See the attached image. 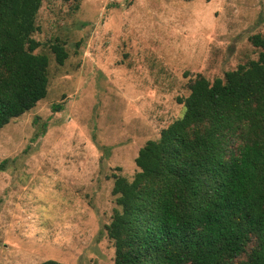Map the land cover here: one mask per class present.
<instances>
[{"label":"rangeland","instance_id":"obj_1","mask_svg":"<svg viewBox=\"0 0 264 264\" xmlns=\"http://www.w3.org/2000/svg\"><path fill=\"white\" fill-rule=\"evenodd\" d=\"M36 25L48 91L0 129V264H114L113 176L133 178L197 74L264 64V0H43Z\"/></svg>","mask_w":264,"mask_h":264},{"label":"trees","instance_id":"obj_2","mask_svg":"<svg viewBox=\"0 0 264 264\" xmlns=\"http://www.w3.org/2000/svg\"><path fill=\"white\" fill-rule=\"evenodd\" d=\"M42 2L0 0V129L47 95L50 58L33 37ZM50 49L63 65L65 45ZM188 87L184 113L140 148L133 178L113 176L114 264H264V64Z\"/></svg>","mask_w":264,"mask_h":264}]
</instances>
